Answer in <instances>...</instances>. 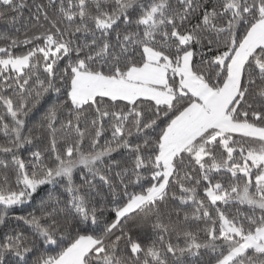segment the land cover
<instances>
[{
  "label": "snow or ice",
  "instance_id": "6c2138e0",
  "mask_svg": "<svg viewBox=\"0 0 264 264\" xmlns=\"http://www.w3.org/2000/svg\"><path fill=\"white\" fill-rule=\"evenodd\" d=\"M0 23V264H264V0Z\"/></svg>",
  "mask_w": 264,
  "mask_h": 264
},
{
  "label": "trees",
  "instance_id": "16d2710c",
  "mask_svg": "<svg viewBox=\"0 0 264 264\" xmlns=\"http://www.w3.org/2000/svg\"><path fill=\"white\" fill-rule=\"evenodd\" d=\"M25 15H27V11L25 12ZM2 32H12V33H14L15 32V28L14 27H12V26H10V25H7V24H4V23H0V33H2ZM0 43H2V41H0ZM191 207V205H189V208ZM185 210H187V209H185ZM181 218H182V213H181ZM173 219H175V217H173ZM197 226H203L202 224H196V223H192V227L193 228H195V227H197ZM201 236H203V233H201ZM173 241L174 242H177L176 240H175V237H173ZM179 243H181V244H183V240L181 239V240H179L178 241ZM198 260H199V258H195V260H190L189 261V264H198Z\"/></svg>",
  "mask_w": 264,
  "mask_h": 264
}]
</instances>
